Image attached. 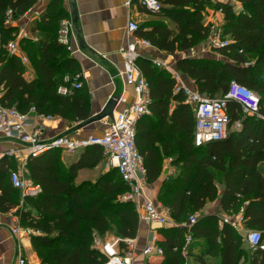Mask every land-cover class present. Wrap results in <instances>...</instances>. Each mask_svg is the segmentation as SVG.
<instances>
[{"label":"trees","instance_id":"16d2710c","mask_svg":"<svg viewBox=\"0 0 264 264\" xmlns=\"http://www.w3.org/2000/svg\"><path fill=\"white\" fill-rule=\"evenodd\" d=\"M158 1L162 9L157 16L169 20L174 27L155 20L140 26L136 35L172 56L206 43L211 25L204 23V13L209 8L222 11L223 35L231 40L229 47L219 53L224 59L179 58L177 70L195 82L201 95L211 99L225 97L232 82L248 88L261 96L264 114V0H235L240 11L221 0ZM38 2L0 0L1 102L22 113L36 107L39 113L84 123L91 117L86 96L79 94L81 90L69 96L58 94L64 77L80 72L71 51L58 42L61 23L68 19L62 0H50L43 16L32 23L36 40L26 37L19 41L35 72L32 81L25 78L27 68L21 59L5 49L20 31L18 26L6 23L8 11L12 10L13 21L19 22ZM138 65L151 86V115L162 125L146 131L141 126L136 129L147 180L154 183L161 177L163 159L156 147L160 139H166V154L181 168L176 177L164 180L158 195L170 216L179 224H187L189 217L203 210L208 202L219 200L222 212L235 217L241 214L244 227L261 232L264 243V122L244 115L237 102L229 101L227 137L197 147L195 112L186 103V96L175 92L173 76L141 58ZM237 123L241 129L232 130ZM63 152L52 150L28 159L30 178L42 193L27 197L15 215L21 227L41 232L31 237L40 264H107L108 259L93 249L94 234L103 238L113 234L121 239H135L138 235L140 220L135 205L118 200L129 187L117 168L96 181L76 182L80 170L95 169L105 161L102 147L85 148L70 166L63 162ZM16 169L15 159H0L2 214L19 206L20 191L11 182V172ZM219 184L223 185L222 194ZM189 233L193 236L189 256L203 242L198 257L201 264H264V251L250 248L252 259L248 261L242 236L232 224L224 223L222 216L212 214L200 218L191 229L182 227L162 234V261L145 264H184L182 248ZM121 246L125 245L121 242Z\"/></svg>","mask_w":264,"mask_h":264},{"label":"built area","instance_id":"2783aa9c","mask_svg":"<svg viewBox=\"0 0 264 264\" xmlns=\"http://www.w3.org/2000/svg\"><path fill=\"white\" fill-rule=\"evenodd\" d=\"M133 3H137L153 14L160 13L162 9L158 0H127L125 5L130 7ZM237 10L240 11V9ZM219 12L222 11L219 10ZM13 22V11L9 10L6 23ZM74 27L73 20L64 19L58 36V42L67 47L73 56L77 54L71 48V36ZM222 27L217 23L211 25L210 35L206 41L208 51L215 54H219L220 51L231 44V40L224 37ZM139 29L138 22L129 20V34H136ZM21 37L26 38L28 35L24 31ZM152 47L150 41L135 37L133 42L120 50L125 62V70L121 75L124 77L125 86L133 90L134 99L132 103L115 116L114 120H110L107 128L100 136L78 139L70 135H57L49 139H43L44 126L48 122L54 121L55 117L39 113L36 107H32L27 113H22L15 107L5 106L1 102L3 88L0 87V139H7L19 145V148L10 149L5 156L23 160V170H13L11 172V182L14 188L21 191L22 194L21 206L27 197H37L42 193V188L31 180L26 168L29 158L39 157L52 150L72 153L90 146H100L104 149V155L107 157L106 167L108 169L117 168L122 180L129 187V190L121 194L118 200L135 205L140 225L148 224L151 227L167 225L170 210L145 196L147 171L144 156L137 146V124L144 116L151 115L152 105L151 86L138 65V60L141 58V49ZM5 49L9 55L19 57L25 66L30 63L26 54L20 48L18 40L9 42ZM240 53H243V51H240ZM191 54L195 55V50H192ZM152 62L154 65L164 68L173 76L176 81L175 92H182L186 96V103L193 107L196 116L194 141L197 147L210 142L221 141L227 137L231 121L228 114L229 101L237 102L241 106L244 115L256 116L264 122V114H261V96L248 88L232 82L225 97L211 99L190 88L183 80V76L176 69H172L169 64L158 59ZM90 77L87 71L75 75H66L63 84L58 88V94L69 96L82 90ZM119 103L126 104L127 99L124 96L120 97ZM31 116H34L39 122L33 131L28 130L27 124V120ZM236 125L238 129H241L240 123ZM198 221L199 216L195 213L189 217L186 227L191 229ZM223 222L232 224L237 231H240L243 226V217L241 214L235 218L223 217ZM12 233L18 237L21 235L31 237L41 235L40 231L21 227L19 219ZM245 240L252 250L264 251L261 232L253 230L248 233ZM192 241L193 236L189 233L186 237L185 246L182 248L184 259L189 257L188 248ZM121 242L125 245L124 247L121 246ZM138 245L136 238L104 240L103 237L94 234L93 239V249L101 252L108 259L107 264H135ZM17 254V264H29L23 255L22 246L18 247ZM163 254L160 236L157 232H154L151 240L143 248L142 255L153 257L163 256Z\"/></svg>","mask_w":264,"mask_h":264},{"label":"crops","instance_id":"0c3cea01","mask_svg":"<svg viewBox=\"0 0 264 264\" xmlns=\"http://www.w3.org/2000/svg\"><path fill=\"white\" fill-rule=\"evenodd\" d=\"M221 1L233 4L236 9H240V6L235 2V0ZM126 2L127 0H62L63 6L68 14V19L73 20L75 25L73 35L71 36V48L73 51L77 52V54L74 55V58L78 61L80 72L87 71L91 76L79 93L82 96H86V100L88 101L87 109L90 113V117H94L95 115L101 113L106 108L113 95H116L119 98L124 96L127 99L126 104L119 103L117 109L115 110V116L119 112L123 111L127 105L133 102V90L128 89L125 86L124 77L121 75V73L125 70V62L120 50L123 47H126L129 43L133 42L135 37H138L136 34L131 35L128 33L129 20H135L140 26L155 20H163L170 25V27H174L169 20L159 18L157 14H153L150 11L148 12V10L142 8L137 3H133L130 7H126ZM49 3L50 0H39L38 4L29 13H27L26 17L22 18L19 22L9 24L10 26L19 27L20 31L18 34L19 36L17 37L18 41L22 39L21 36L24 31L28 35V38H32L34 40L37 39L31 32V25L34 21L39 20L43 16ZM72 10H74L77 15L76 21L74 20ZM204 23L206 25H213L217 23L219 26H223L224 15L218 10L207 9V14L204 13ZM205 45L206 43L198 47L195 50L196 54H191L188 57L197 56L199 58L224 59L221 54H215L204 50L203 47ZM140 53L141 59L149 62L158 59L169 64L172 69L177 68L176 64L179 58H187L186 53H178L177 55L172 56L155 48L154 46L152 48L141 49ZM26 68L27 71L25 78L28 81H32L35 78L33 66L29 63ZM156 68L158 70H165L164 68L158 66H156ZM182 76L183 80L187 82L186 84L190 88L197 90L193 80L185 75ZM73 94H75V92ZM175 107L176 104L172 105L170 111L173 112ZM191 108L193 110L192 106ZM109 122L110 119H104L79 129V125L82 123L69 121L62 117H55L54 121L48 122L44 126L42 138L49 139L57 135H70L78 139H84L90 136H100L107 128ZM139 122L140 123L139 125L137 124L136 129L141 126L144 128V131H146L148 127L156 129L162 126L161 122L153 115L144 116ZM27 124L28 130L33 131L39 122L34 116H31L27 120ZM165 141L166 139H160V142L156 145L158 156L163 159L161 177L154 183H149L146 179L145 187V196L162 206H164V204L158 199V195L164 180L169 177H176L181 171L180 166L172 163L173 160L170 157L171 155L166 154L164 146ZM12 148H19V145L13 141L1 138L0 159L4 157ZM79 151L78 156H73L77 154V151L72 153L63 152V162L67 166L77 162L83 150ZM66 156L70 163L66 162ZM15 161L17 163L16 170H23V160L15 159ZM99 168H102V170L98 175L85 173L86 171H96ZM109 170L110 169L106 167V161H104L95 169L80 170L78 172L76 182L80 183L86 180L95 181ZM91 175L94 178H83V176L88 177ZM78 179H81L80 182L77 181ZM218 190L222 194L223 185L219 184ZM21 204L22 197L20 198L19 206L12 209L7 214L0 213V264H17V249L19 246H22L23 255L28 260L29 264H40L39 257L32 248L31 236L21 235L18 237L12 233L13 228L18 224V217L15 215V212L21 207ZM196 214L199 218L210 214L219 215L220 217L228 215L220 209L219 200L215 202H208L204 209L196 212ZM182 227H186V224H179L171 216H169V221L165 226L155 225L154 227H151L148 224L140 225L136 238L139 245L135 264L162 261L159 256L144 257L142 255L143 248L151 240L154 232L159 234L161 241L164 237L162 234L167 231L180 229ZM237 232L240 234V231ZM243 240L247 247V260L251 261L252 251L245 238H243ZM202 251L203 242H200V245H198L190 256L184 260V264H201L198 257Z\"/></svg>","mask_w":264,"mask_h":264},{"label":"water","instance_id":"95a60500","mask_svg":"<svg viewBox=\"0 0 264 264\" xmlns=\"http://www.w3.org/2000/svg\"><path fill=\"white\" fill-rule=\"evenodd\" d=\"M72 14L74 15V20H77V15L75 14L74 10H72ZM187 57L190 56L191 52H187ZM197 57V56H196ZM177 70V68H176ZM185 79V77H184ZM186 80V79H185ZM119 101L120 98L116 95H113L106 108L99 114L95 115L94 117H91L88 121L82 123L81 125H79V129H82L86 126H89L95 122H99L102 121L104 119H110V120H114L115 118V110L117 109L118 105H119Z\"/></svg>","mask_w":264,"mask_h":264},{"label":"rangeland","instance_id":"374dc122","mask_svg":"<svg viewBox=\"0 0 264 264\" xmlns=\"http://www.w3.org/2000/svg\"><path fill=\"white\" fill-rule=\"evenodd\" d=\"M210 9V8H209ZM212 10H214V9H212ZM205 14H207V10L205 11ZM19 36V35H18ZM17 36V37H18ZM18 39V38H17ZM16 39V40H17ZM204 48V50L206 49L207 51H208V48L206 47V45L203 47ZM202 50V49H201ZM195 53H196V51H195ZM187 83V82H186ZM235 129H237V125L236 124H234L233 125V127H232V130H235ZM228 133H229V129H228ZM228 133H227V135H228ZM78 152H80V151H77V154H75V155H73V156H78ZM70 157H72V156H70ZM106 159H107V157H105V161H106ZM66 162L67 163H70L69 162V159L67 158V156H66ZM72 162V161H71ZM111 169H113V168H110V170ZM101 170H102V168H99L98 170H96V171H86L85 173H89V174H100V172H101ZM83 178H94V177H92V175L91 176H88V177H84L83 176ZM80 180L81 179H78L77 181L78 182H80ZM96 181V180H95ZM19 196H20V198L22 197V194H21V191H20V193H19ZM224 217H229V218H232V217H235V216H230V215H226V216H224ZM199 220H200V218H199ZM252 230H248V229H246L245 227H244V225L242 226V229L240 230V235L242 236V238H245L247 235H248V233L249 232H251ZM109 237V238H108ZM113 237H116V236H114L113 234H110V235H108L107 237H105V238H103L104 240H107V239H112ZM38 256V255H37ZM39 260H40V258H39ZM40 263H41V260H40Z\"/></svg>","mask_w":264,"mask_h":264}]
</instances>
